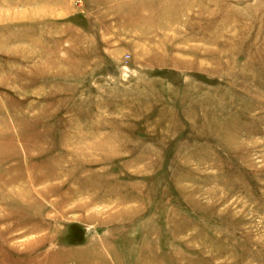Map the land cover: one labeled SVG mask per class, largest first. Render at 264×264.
I'll use <instances>...</instances> for the list:
<instances>
[{
	"label": "rangeland",
	"instance_id": "rangeland-1",
	"mask_svg": "<svg viewBox=\"0 0 264 264\" xmlns=\"http://www.w3.org/2000/svg\"><path fill=\"white\" fill-rule=\"evenodd\" d=\"M0 264H264V0H0Z\"/></svg>",
	"mask_w": 264,
	"mask_h": 264
}]
</instances>
